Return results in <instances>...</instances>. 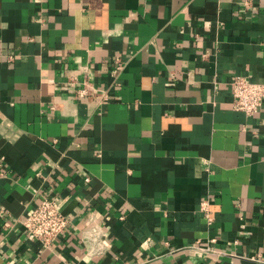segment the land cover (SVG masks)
Instances as JSON below:
<instances>
[{"label":"crops","instance_id":"crops-1","mask_svg":"<svg viewBox=\"0 0 264 264\" xmlns=\"http://www.w3.org/2000/svg\"><path fill=\"white\" fill-rule=\"evenodd\" d=\"M236 76L264 81V0H0V264H264V101L235 111ZM43 200L49 248L22 226Z\"/></svg>","mask_w":264,"mask_h":264},{"label":"built area","instance_id":"built-area-1","mask_svg":"<svg viewBox=\"0 0 264 264\" xmlns=\"http://www.w3.org/2000/svg\"><path fill=\"white\" fill-rule=\"evenodd\" d=\"M63 88L73 89L77 99L86 98L95 92V86L89 79L69 77L62 82ZM232 94V107L235 111L242 112L246 116H254L264 101V81L251 82L244 77L236 76L229 84ZM5 164L0 158V178L4 176ZM88 181V179H86ZM199 211L211 225L213 217L210 210V202L204 199L200 202ZM4 213L0 210V217ZM8 226V224H5ZM69 225L67 219L59 211L56 202L43 200L37 204L22 222L24 231L33 239L41 243L44 248H49L52 243L65 232ZM83 242L86 245L87 256H98L105 252V232L99 226H87L83 231ZM191 249H199L206 252H214L213 248L203 247L199 243Z\"/></svg>","mask_w":264,"mask_h":264}]
</instances>
